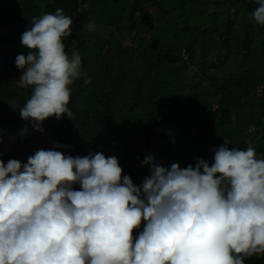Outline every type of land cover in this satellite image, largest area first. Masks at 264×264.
Returning <instances> with one entry per match:
<instances>
[{
	"label": "clouds",
	"instance_id": "9594fccd",
	"mask_svg": "<svg viewBox=\"0 0 264 264\" xmlns=\"http://www.w3.org/2000/svg\"><path fill=\"white\" fill-rule=\"evenodd\" d=\"M256 2L250 18L264 26V0ZM72 23L58 8L32 17L21 35L30 51L15 64L31 94L19 114L37 131L51 116L72 117L68 86L82 76L75 42L69 58L62 41ZM195 161L165 168L148 154L141 166L151 175L139 187L102 153L41 149L23 165L0 161V264H244L264 255V159L252 146L221 145L211 166Z\"/></svg>",
	"mask_w": 264,
	"mask_h": 264
},
{
	"label": "trees",
	"instance_id": "16d2710c",
	"mask_svg": "<svg viewBox=\"0 0 264 264\" xmlns=\"http://www.w3.org/2000/svg\"><path fill=\"white\" fill-rule=\"evenodd\" d=\"M141 1H35L38 12L33 15L55 14V10L60 8L72 18L71 35L62 38L69 58L73 41L78 53L82 48L86 51L90 44L106 51L109 39L113 41L110 52L118 48V57H100L103 73L99 74L97 62H92L85 84L82 85L80 77L68 86L71 96L67 107L72 117L62 114L60 119L64 120L58 128L69 121L83 128L86 136L81 142V152L85 156L102 153L106 158L116 157L119 164L127 163V172L132 174L134 185L138 187L151 175L150 165L141 166L148 154H152L155 161L165 168H170L173 163L181 169L194 165L199 155L211 166L214 163L211 151L214 144L202 148L206 140L223 143L233 138L236 148L246 150L252 146L257 158L264 159V66L256 65L264 61V41L257 39V35H248L247 41L251 44L244 55L237 49L230 52L241 61L240 69L248 67L245 78L243 74L231 71L221 85H208L206 82L216 76L218 66L210 56L211 52L216 50L217 56L225 50L227 54L232 47L227 44L231 36L219 35L217 49H214L213 36L204 29L182 30L181 19H192L191 12L198 9V0H153L151 10H142L138 4ZM221 1L236 8L246 20L251 19L252 12L259 6L256 0ZM85 3L88 8L77 12V8ZM180 3L188 4L189 8ZM19 5L20 2L6 6V10L11 11L8 27L15 28V35H22L29 29L30 22V18L19 12ZM97 9L100 12L109 10L113 16L111 28L104 35L106 40L101 42L98 40L100 20L96 16ZM164 16L169 18L166 28L160 27ZM19 17L26 21L17 22ZM89 21H95L98 33H84V25ZM160 30L166 33L160 34ZM15 35L13 33L10 40L0 35V48L4 47L9 52L8 58L0 61V161L5 165L10 159L20 161L22 165L27 163L24 156L15 150L25 139L14 138L7 128L12 124L22 129L33 128L19 114L30 97L31 87L17 83L22 70L15 64L17 55L26 56L30 50L21 44V36L17 38ZM253 50L260 51L263 60L257 57L253 59L255 64H249ZM81 62L90 63L85 54L81 56ZM106 75L112 77L107 87L101 83V77ZM252 79L263 84L254 86ZM96 87L109 95L104 103L92 100L91 89ZM189 117L194 120L189 121ZM51 123H58L55 116L42 121L41 126L44 128ZM205 128L206 133L203 132ZM45 150L75 157L71 144L67 148L51 146ZM73 189L79 190L80 185L74 184ZM144 224L142 220L133 229V243L143 231ZM250 258L261 259L264 264V255Z\"/></svg>",
	"mask_w": 264,
	"mask_h": 264
},
{
	"label": "rangeland",
	"instance_id": "374dc122",
	"mask_svg": "<svg viewBox=\"0 0 264 264\" xmlns=\"http://www.w3.org/2000/svg\"><path fill=\"white\" fill-rule=\"evenodd\" d=\"M28 0H0V35L5 36L10 40L11 35L14 33L15 35V28L14 30L9 28L8 24V18L10 16L9 13L11 11L6 10V6H11L16 4L17 2H20L19 12L24 13L26 15V18H30V22L28 23V27L30 29L31 27V20L32 17H39L33 14H36L38 12V8L34 4L36 0H31L27 4L24 2H27ZM24 3V4H22ZM143 8L142 10H151L154 6L153 0H142L140 3ZM181 5L183 3H180ZM183 6H186L189 8L188 4H183ZM142 10L139 11V16L142 15ZM197 11V12H196ZM195 12V13H194ZM180 15V14H176ZM97 18L100 20V24L98 27L100 28V35H98V40L105 41L106 37L104 35H107V30L111 28V23L113 20L112 14H110L109 10L100 12V9H97ZM192 19L189 21L184 19H181V27L182 30L185 31L188 28H202L204 29L207 34L213 36L212 44L214 49H217L218 46V40L219 35L225 34L230 35V39H228L227 44L228 46H232L231 50L227 52L225 50H222L221 53L216 56V50H212L211 55L214 59V61L218 64L216 66V76L212 80H208L206 83L214 84L216 86H219L223 83L224 77H228L232 72L241 73L244 75V78L246 77V71L247 68L240 69L239 66L241 65V61L239 59H236L233 54L230 52L232 49H237L241 54L244 55L245 52H247V49L251 42L247 41L248 35H257V39L260 41H264V29L261 28L260 25L256 24L253 19L246 20L244 19L242 14L239 13V11L236 8L228 7L225 2H222L221 0H198V9L191 12ZM195 19V21H194ZM26 21L25 18L19 17L17 22L24 23ZM169 23V18L167 16H164L160 21V27H167ZM86 25H84V33L87 35H91L93 33H98L99 30L96 28L95 31L89 32L86 29ZM21 26V24H19ZM229 28V30H228ZM165 30H160V34H165ZM17 38H20L21 35H15ZM256 42V38H255ZM113 44L112 39H109L108 42V48L106 51H102L100 49H97L94 47V45H89L87 50L85 51L84 48H82L79 51V55L83 56L84 54L86 57H88L90 63L81 62L82 66V85L85 84L86 81V75L88 73L89 66L92 62H97L96 71L100 74L103 73V67L100 65V57L103 55H111L113 57H118V48L113 49L111 52V45ZM197 53V50L194 49ZM102 52V53H101ZM225 52V53H224ZM9 52L4 48H0V61H5L8 58ZM241 54L239 56H241ZM261 52L258 50H253L252 58L248 60L249 64H255L253 59H256L257 57L261 58ZM218 57V58H217ZM263 60L262 58L260 59ZM247 65V64H245ZM256 65H262L264 66V61L261 62V64ZM250 67H253L252 65H247ZM21 77V76H20ZM19 77V79H20ZM18 79V80H19ZM112 82V77L110 75L102 76L101 77V83L105 85L106 87ZM252 83H254V86L263 84L261 82H257V79H252ZM18 84L19 81L17 82ZM247 83H244V86H246ZM92 93V100L98 102V103H104L108 98L109 95L100 89L99 87H96L95 89H91ZM176 97L177 95L173 93ZM172 96V93H171ZM264 98V97H263ZM262 109L264 110V102L262 104ZM162 116V114H161ZM64 118L58 120V123H51L46 124V126L43 128L44 131H37L35 128L27 129V132L24 135H21L22 128L15 126L12 124L7 129L10 130L11 135L14 138H23L25 139L24 143L21 145H17L15 147V150L18 151L20 154H22L27 162L28 157L35 154L37 150H45L48 147L56 145H62L64 147H57V148H67L68 144H71V147L74 152V156H80L84 157V153L81 152V142L82 139L86 136V131L79 127L77 124H75L72 121L67 122V124L63 125L61 128H58L60 124L63 123ZM189 121L194 120L193 117L188 118ZM204 133H206V128L203 130ZM36 134V135H34ZM33 135V136H32ZM30 137V138H29ZM210 143H213L214 146L212 147V154L214 155V152L216 149H218L221 145H226L229 150L232 148H236V142L235 139L227 140L223 143H219L218 141L214 140H206L202 144V148L207 147ZM200 158V155H199ZM195 165V164H194ZM193 165V166H194ZM119 166L122 168V177L123 175H129L133 184V176L130 172H127V163L119 164ZM80 190V189H79ZM244 264H262L261 259H255V258H246L244 259Z\"/></svg>",
	"mask_w": 264,
	"mask_h": 264
}]
</instances>
